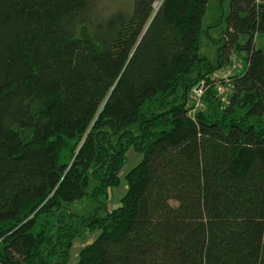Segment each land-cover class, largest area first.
I'll return each instance as SVG.
<instances>
[{"label": "trees", "instance_id": "trees-1", "mask_svg": "<svg viewBox=\"0 0 264 264\" xmlns=\"http://www.w3.org/2000/svg\"><path fill=\"white\" fill-rule=\"evenodd\" d=\"M209 1L0 0V264H66L96 230L76 264H264V0H230L216 64Z\"/></svg>", "mask_w": 264, "mask_h": 264}, {"label": "rangeland", "instance_id": "rangeland-1", "mask_svg": "<svg viewBox=\"0 0 264 264\" xmlns=\"http://www.w3.org/2000/svg\"><path fill=\"white\" fill-rule=\"evenodd\" d=\"M129 1L130 0H106L109 6L111 5L115 8L117 7L116 4L118 3L113 2H119L120 6L124 7ZM229 2L230 0H210L207 5V13L203 25L204 28L208 31L209 37L206 34L202 37L201 56L207 58L213 64L217 63L218 50L221 46V41L224 38L225 32L227 30L226 15L228 14ZM256 43L259 47L264 48V36L257 38ZM241 57L242 58L232 55L229 62V66H226V68H222L219 72H217V75L225 77L227 75L234 76L239 74L245 66L243 56L241 55ZM231 61H234L236 63V67H233L235 63L232 64ZM215 89L217 91L218 97L221 98V101L225 105L228 102V97L232 93L231 83L221 82L219 86H215ZM219 89H221V91ZM204 96L205 93L202 96V102H199V104H203L205 108L203 102ZM197 104L198 103H192L191 99L189 98V110L195 107V109H197V113L200 112L201 109H199V106H197ZM142 159V154H140L133 148L129 149L127 153V163L125 164L120 173V183L116 187L109 189V195L106 200V205L110 211L117 209L121 206V200L128 190V181L126 177L130 171H132L137 165L140 164ZM95 184L96 181L91 180L90 186L93 187L95 186ZM101 204L102 199L97 200L95 198L85 197L81 200L72 203L69 207V212H71L77 218H82L84 216H88L91 213H94L100 207ZM99 234L100 231L96 230L92 234L86 236V238L80 237L75 239L73 247L70 251V258L66 264H76L80 258V252L82 248H84L88 244H91L98 237Z\"/></svg>", "mask_w": 264, "mask_h": 264}, {"label": "built area", "instance_id": "built-area-1", "mask_svg": "<svg viewBox=\"0 0 264 264\" xmlns=\"http://www.w3.org/2000/svg\"><path fill=\"white\" fill-rule=\"evenodd\" d=\"M232 64H234L235 62L234 61H231ZM229 66V64H228ZM233 67H236V63ZM226 68V67H225ZM230 73V72H229ZM231 77L232 75H227L225 77H221L219 75H217V73L214 75L213 79L215 80L216 82V86L220 85L221 82H229L231 83ZM207 90V85L205 83V81H202L201 83H199L192 91V94L190 95V99H191V102L193 103H198L197 106H199V109H203L204 106L203 104H199V102H202V96L204 95V93L206 92ZM221 91V89H219ZM197 114V109H195V107L193 109H190L189 110V115L190 116H193L195 117Z\"/></svg>", "mask_w": 264, "mask_h": 264}]
</instances>
